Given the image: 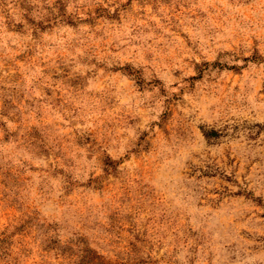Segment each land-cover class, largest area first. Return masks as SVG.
Returning a JSON list of instances; mask_svg holds the SVG:
<instances>
[{
	"label": "rangeland",
	"instance_id": "rangeland-1",
	"mask_svg": "<svg viewBox=\"0 0 264 264\" xmlns=\"http://www.w3.org/2000/svg\"><path fill=\"white\" fill-rule=\"evenodd\" d=\"M0 264H264V0H0Z\"/></svg>",
	"mask_w": 264,
	"mask_h": 264
}]
</instances>
